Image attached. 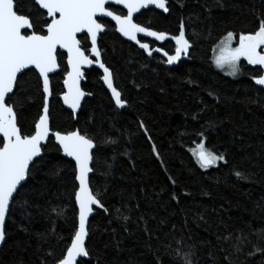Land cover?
<instances>
[{"label":"trees","instance_id":"obj_1","mask_svg":"<svg viewBox=\"0 0 264 264\" xmlns=\"http://www.w3.org/2000/svg\"><path fill=\"white\" fill-rule=\"evenodd\" d=\"M168 2L167 15L147 10L136 21L174 35L183 19L193 43L187 60L168 66L160 56H148L122 40L108 22H105L106 32L98 40L102 62L113 71L114 86L128 100V107L114 106L99 82L100 72L91 69L85 72L82 84L83 91L91 97L85 99L74 120L59 100L66 73L64 54L58 53L60 71L50 77L53 131L79 128L94 136L98 145L92 163V188L101 194L109 212L95 211L90 219L89 246L100 256L101 264H151L154 257L145 248L140 215L155 217L149 220V227L164 243L168 242L165 233L171 224L177 226L174 231L180 236L187 219L193 237L189 243H196L200 264H209V258L207 247L198 241L209 240L215 244L214 233L237 235L243 230L256 243L254 233L264 229V208L258 206L264 205V91H258L252 80L263 70L241 60V73L231 77L218 70L212 59L214 47L227 31H250L256 26L253 9L264 11V2L224 0V8L214 6L213 0H183L184 7L177 0ZM113 10L121 13L119 9ZM79 39L88 49L85 36ZM160 47L169 54L174 52L170 42ZM22 83L27 90L26 97H30L20 112V125L27 133L42 107V87L34 70L25 71ZM252 100L257 103H251ZM140 121L147 126L151 140L139 127ZM209 121L223 123L213 128ZM107 138L116 143L105 144ZM202 138L206 148L225 154L226 164L219 162L208 169L199 167L191 150ZM153 144L161 159L152 152ZM43 156L9 209L0 264H54L70 242L76 222L72 197L76 186L74 164L61 156L53 139ZM234 170L242 171L250 180H238ZM169 177L177 183L172 184ZM205 191L209 195H202ZM173 193L179 203L171 200ZM137 203L138 209L134 207ZM122 204L131 209H122L124 214L137 221L128 223V233L123 231L124 222L118 221L113 211ZM53 208L64 209V216H57ZM201 211H205L209 223L200 222L197 227L192 218ZM162 219L166 223L159 225ZM106 228L116 230L115 241H121V251L113 247L115 241L110 231H104ZM41 234L47 236V241ZM183 234L186 237L188 233L185 230ZM152 244L158 246L155 239ZM172 247H176L174 242ZM250 249L251 245H247L245 251ZM160 251L164 252L162 246ZM225 254H219L217 259ZM244 259L243 254H239V259L235 254L232 257L234 264ZM164 264H167L166 258ZM248 264H264V259L257 255Z\"/></svg>","mask_w":264,"mask_h":264},{"label":"snow or ice","instance_id":"obj_2","mask_svg":"<svg viewBox=\"0 0 264 264\" xmlns=\"http://www.w3.org/2000/svg\"><path fill=\"white\" fill-rule=\"evenodd\" d=\"M177 3L184 7L183 0H177ZM110 4L122 5L127 10L126 14H116L108 7ZM150 5L161 9L163 13L170 12L168 0H28L27 4L25 0H0V242L5 240L6 214L16 195L23 188L21 182L25 181L26 176L30 175L31 171L43 161V152L54 138L57 151H62L66 157L74 161L76 182L72 193L76 222L70 242L66 244L61 255L55 258L54 264H92L94 258L95 264H101L100 256L89 246L92 235L89 225L90 215L96 209H103L106 214L109 212L101 199V194L93 191L92 188L91 174L94 173L92 163L95 156L94 150L98 149V145L94 136L89 135L87 131L82 132L79 128L64 132L53 131L50 74L59 67L58 49L64 50L67 54L68 71L63 81L66 91L62 99L63 103L72 110L74 119L77 116L76 110L81 107V99L86 95L80 87L84 65H98L103 71L101 79L110 90L116 108L128 107V100L114 86L113 71L102 62L101 52L97 47L98 33L106 29V25L101 22L102 18L110 17L112 21H115L116 31L129 40L135 41L148 56H152L153 52L161 53L166 58L164 63L168 65L180 61L182 57H188L193 47L183 19L179 23L178 33L174 35L153 30L149 26L138 23L135 14L141 13V9H148ZM213 5L220 8L226 6L224 0H213ZM253 12L257 23L252 30L238 33L227 31L221 37L218 46L213 49V63L217 68L226 69L229 75L237 76L241 73V58L248 65L264 69V11L253 9ZM38 26L39 31H37ZM78 34H86L85 39H90V50L78 39ZM138 34L152 37L155 41L166 39L174 41V52L169 54L162 47L152 49L149 43L137 38ZM86 51H90V55H86ZM25 70H35L38 73V79L42 81V107L38 118L33 121L32 130L27 133L20 125V112L30 99L26 97L27 90L22 83ZM252 80L256 86H260L258 91H264V73L258 72ZM209 95L211 96L212 93L209 92ZM251 103H257V101L252 100ZM218 123L223 121L208 122L213 128L217 127ZM139 127L148 136L147 126L143 121L139 122ZM200 135L203 137V133ZM148 139L151 140V137L148 136ZM104 143L115 144L116 141L107 138ZM191 151L201 169L216 166L219 162L227 163L225 154H217L206 148L203 138ZM152 152L157 159H161L154 144ZM108 167L111 168V165ZM233 175L238 180H250V177L240 170H234ZM169 179L172 184L177 183L172 177ZM143 191L144 189L141 188V192ZM202 195H209V193L205 191ZM129 198L134 199L132 196ZM171 200L179 203L175 193L171 195ZM258 206L264 208V205ZM134 207L138 209L139 204L137 203ZM122 209L131 210L128 205L122 204L113 211L116 213L115 218L124 222L121 225L123 231L128 233L130 231L128 223L135 224L137 221L124 214ZM52 212L59 217L64 216L62 208H53ZM181 212H184V209H181ZM151 219L155 217L146 218L143 215L138 217L143 224L142 231L146 237L145 248L154 257L151 264H164L165 258L167 264H200V258L195 251L196 243H189L193 237L188 229L187 219L184 221V229L181 230L180 236H177L174 231L177 226L171 224V229L165 233L167 243L161 241L160 236L149 227ZM192 220L197 227H200V222L205 225L209 223L205 211L196 213ZM165 223L163 219L159 221V225ZM185 230L188 233L186 237L183 234ZM104 231H110L115 241V229L106 228ZM239 233L237 235H233L232 232L214 233L215 244L209 240L198 241L202 247L206 246L208 249L209 264H234L232 260L234 254L237 259L239 254L244 255L245 259L240 261V264H248V260L257 255L264 259V229L254 233L256 243H252L248 236L243 234V230H239ZM51 234L50 232L48 235ZM41 235L47 241V236ZM153 239L158 242V246L153 247ZM173 242L176 245L175 248L172 247ZM120 243L121 241H115L113 245L117 252L121 251ZM225 245L228 247L226 248ZM247 245H251V249L245 251ZM160 246L164 248L163 253L160 251ZM107 247L108 244H105L104 248ZM223 253L227 254L218 260L219 254Z\"/></svg>","mask_w":264,"mask_h":264},{"label":"water","instance_id":"obj_3","mask_svg":"<svg viewBox=\"0 0 264 264\" xmlns=\"http://www.w3.org/2000/svg\"><path fill=\"white\" fill-rule=\"evenodd\" d=\"M110 5L122 9L125 13H126V11H127L126 9L123 8L122 5H115V4H110ZM147 10H155V11L161 13V14H164V15H167V14H168V13H163V11H162L161 9H156L154 6H151V5L149 6L148 9H141V13H142L143 11H147ZM141 13H137V14H135V17L138 16L139 14H141ZM102 19H106V20H108L109 22H111V23L114 25V27H115V33H116V34H117L122 40H124V41L127 42V43L133 44V45L136 46L139 50L145 52L143 49H141V48L139 47V45H138L135 41L129 40L127 37L123 36V35L120 34L118 31H116L115 21H112L110 17H104V18H102ZM105 32H106V29H105L104 32L98 33V36H97V47H98V40H99L100 36L103 35ZM83 35L85 36L86 34H78V39H79V37H81V36H83ZM137 38H138V39H139V38H142V39H144V40H147V41L153 42V43H155V44L157 45V47H158V46H162V45L165 44L166 42H170V43H172L173 46L175 47V43H174V41H171V40H168V39H166L165 41H155L154 38H152V37H144L143 34H138V37H137ZM87 40H88V43H89V48H88V50H90V48H91V41H90V39H87ZM157 47H155V48H157ZM155 48H153V49H155ZM190 50H191V49H190ZM58 53H61V54H64V55H65V64H66V72H67V71H68V67H67V54H66V52H64V50H62V49H58ZM145 53H146V52H145ZM85 54H86V55H90V51H86ZM146 54H147V53H146ZM153 54H154V55H158V56H160V57L163 58L164 60L166 59L165 57H163V55H162L161 53L153 52ZM147 55H148V54H147ZM90 58H91V56H90ZM187 58H188V57H182L180 61H177V62H175V63L172 64V65H168V64H167V65L173 67V66L177 65L179 62L184 61V60H187ZM101 60H102V58H101ZM91 69H96V70H98V71L101 73V76L103 75V71H102V69H100V68L98 67V65L93 64V65H84V66H82V71H83L84 75L82 76V78H81V80H80V87H81V89H82V84L85 82V72H86V71H89V70H91ZM25 71H27V70H25ZM34 71H35V70H34ZM59 71H60V69H59V67H58L53 73L50 74V77L53 76V75H55V74H57ZM35 73L38 75V73H37L36 71H35ZM65 77H66V73H65V75H64V77H63V81H64ZM63 81H62L63 92L59 95V100H60V102H61L63 108L72 114V110H71L67 105H65V104L63 103V99H62V97H63V93L66 91V88H65V86H64ZM99 82L104 86V89L107 91V93L109 94V96H110V98H111V100H112L111 92H110V90L107 89V86L103 83L101 77L99 78ZM41 87H42V81H41ZM50 87H51V84H50ZM258 87H260V86H258ZM82 91H83V89H82ZM85 93H86V92H85ZM88 97H91V95H88V94L86 93V95L81 99V106H82L83 102L85 101V99L88 98ZM51 98H52V95L50 96V100H51ZM112 102H113V104H114V101H113V100H112ZM114 106H115V104H114ZM115 107H116V106H115ZM80 109H81V107L78 108V109L76 110L77 115H78V113L80 112ZM72 117H73V115H72ZM76 118H77V116H76ZM76 118H75V119L73 118V119L76 120ZM53 142H54V144H55V140H54V138H53ZM60 152H61V156H62L63 158H65V159L71 161V162L74 164V161H72L70 157H66V156L62 153V151H60ZM91 176H92V174H91ZM26 181H27V176H26V178H25V181H22L21 183L24 185V184L26 183ZM11 204H12V203H11ZM10 207H11V205H10ZM95 211H103V209H96ZM95 211H94L93 214L90 215V217H89V221H90V219L94 216ZM7 216H8V213L6 214V221H7ZM6 221H5V225H6ZM4 230H5V226H4ZM4 241H5V240H4ZM4 241H3V242H0V251H1L2 247H3Z\"/></svg>","mask_w":264,"mask_h":264},{"label":"flooded vegetation","instance_id":"obj_4","mask_svg":"<svg viewBox=\"0 0 264 264\" xmlns=\"http://www.w3.org/2000/svg\"><path fill=\"white\" fill-rule=\"evenodd\" d=\"M108 7L110 8V10H112V11H114L113 9H119V10H121V13H117V12H115L116 14H126L122 9H120V8H117V7H114V6H111V5H108ZM140 15V14H139ZM138 15V16H139ZM138 16H136L135 18H137ZM101 21H102V23L103 24H105V22L107 23H109V24H111L112 26H113V28H114V30H115V27H114V25L111 23V22H109L108 20H106V19H101ZM107 29V28H106ZM84 36V35H83ZM82 37V36H81ZM80 38V37H79ZM139 39H141L142 40V42H147V43H149V45H150V48H155V47H157V45L155 44V43H153V42H150V41H147V40H144V39H142V38H139ZM88 41V40H87ZM158 47H160V46H158ZM263 71H262V73H264V69H262ZM101 74V73H100Z\"/></svg>","mask_w":264,"mask_h":264},{"label":"rangeland","instance_id":"obj_5","mask_svg":"<svg viewBox=\"0 0 264 264\" xmlns=\"http://www.w3.org/2000/svg\"><path fill=\"white\" fill-rule=\"evenodd\" d=\"M241 60H243V58H241ZM213 64H214V63H213ZM214 66H215V64H214ZM215 67H216V66H215ZM216 68H217V67H216ZM217 69L220 70L221 72H223L224 74L228 75V76L236 77V76L229 75L226 69H224V70H222V69H220V68H217Z\"/></svg>","mask_w":264,"mask_h":264}]
</instances>
